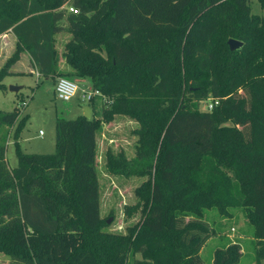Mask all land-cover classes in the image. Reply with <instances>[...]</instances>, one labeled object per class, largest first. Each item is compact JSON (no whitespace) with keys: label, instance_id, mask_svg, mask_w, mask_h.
<instances>
[{"label":"trees","instance_id":"trees-1","mask_svg":"<svg viewBox=\"0 0 264 264\" xmlns=\"http://www.w3.org/2000/svg\"><path fill=\"white\" fill-rule=\"evenodd\" d=\"M256 1L261 14L249 0H0V35L15 38L0 89L25 52L40 76L85 78L105 96L88 103L89 118L55 119L51 154L21 152L25 117L0 111V128L16 126L17 159L9 169L0 132L3 264H204L200 250L218 234L205 212L230 217L232 208L252 227L253 264H264V0ZM228 38L241 46L230 51ZM207 99L217 104L199 110ZM115 116L136 124L134 155L107 148L104 168L143 178L123 205L139 217L122 233L103 229L95 168L96 133ZM240 255L227 241L205 264Z\"/></svg>","mask_w":264,"mask_h":264},{"label":"rangeland","instance_id":"rangeland-1","mask_svg":"<svg viewBox=\"0 0 264 264\" xmlns=\"http://www.w3.org/2000/svg\"><path fill=\"white\" fill-rule=\"evenodd\" d=\"M65 6L67 9L69 4ZM249 7L251 13L261 14L263 12L256 0H249ZM63 38L64 35L60 34L57 43L59 44ZM14 46V38L11 35L0 36V67L11 55ZM17 60L19 63L15 69L21 71L7 75L1 81L5 88L0 89V111L7 112L15 108L18 111V119L25 117L15 139L21 152L51 154L54 152L55 119H74L82 114V107L85 102L79 99V95L81 89L90 86V82L86 80L78 84L75 95L69 101L64 102L54 95L55 79L42 77L31 67H20V64H26L28 61L25 52H20ZM9 85L21 88L16 91H9ZM198 109H204L202 102L199 103ZM135 126L136 124L129 118L115 116L110 123L103 124L95 136L99 213L101 217L110 219V222L103 229L111 232L122 233L126 226L138 219V212L133 213L130 217L125 216L123 205L134 203L133 189L143 178L109 174L104 168V152L107 148L113 153L122 151L127 159L131 158L134 155L135 136L132 129ZM15 127L13 125L9 128L4 126L0 128L1 133L8 131L5 161L9 169L15 167L17 160L13 139ZM230 211V217H221L214 209L205 212L206 221L218 231V234L210 238L200 250V257L204 264L210 259L211 251L224 245L227 241L236 242L240 247L241 255L235 264H253L252 227L245 220L242 209L232 208ZM6 262H8V257L0 253V264Z\"/></svg>","mask_w":264,"mask_h":264},{"label":"built area","instance_id":"built-area-1","mask_svg":"<svg viewBox=\"0 0 264 264\" xmlns=\"http://www.w3.org/2000/svg\"><path fill=\"white\" fill-rule=\"evenodd\" d=\"M67 9L68 11L75 12V10L70 6ZM76 90L77 84L73 79L64 76L56 77L53 85V91L57 99L67 102L75 95ZM94 97H100L101 101H105V96H103L99 90L93 89L91 86L86 89H81L79 98L85 102V105H88ZM202 104L204 106L203 110H210L213 105L217 104V101L207 99L203 101Z\"/></svg>","mask_w":264,"mask_h":264},{"label":"water","instance_id":"water-1","mask_svg":"<svg viewBox=\"0 0 264 264\" xmlns=\"http://www.w3.org/2000/svg\"><path fill=\"white\" fill-rule=\"evenodd\" d=\"M226 44L228 46V49L230 51L234 50V49H237L238 47L241 46L242 42L236 40V39H233V38H228L226 40ZM20 87L19 86H13V85H9L8 86V90L9 91H16L18 90ZM82 116H84L85 118H89L90 117V109L88 107V105H84L82 107ZM110 222V219H106V223H109Z\"/></svg>","mask_w":264,"mask_h":264},{"label":"crops","instance_id":"crops-1","mask_svg":"<svg viewBox=\"0 0 264 264\" xmlns=\"http://www.w3.org/2000/svg\"><path fill=\"white\" fill-rule=\"evenodd\" d=\"M10 32H6V33H3V34H1L0 36H6V35H11L12 36V38H14L13 37V35L10 33ZM14 42H15V38H14ZM25 55L28 57V55L25 53ZM18 63H19V61L17 60L15 63H13L12 65H11V67H10V69H9V71L11 72V73H19L21 70H17V69H15V66L16 65H18ZM21 66H23L24 68H28V67H31V68H33L34 70H35V68L33 67V65H32V63L30 62V60H29V57H28V61H27V63L25 64H20V67ZM60 66H61V62H60ZM36 71V70H35ZM54 79H56V77L54 78ZM72 79L75 81V83L78 85V84H81V83H83L84 81H86V80H88V79H85V78H78V77H72ZM21 88V87H20ZM19 88V89H20ZM80 99V98H79ZM89 107V106H88ZM89 109H90V107H89ZM209 240V239H208ZM207 240V241H208ZM201 254V253H200Z\"/></svg>","mask_w":264,"mask_h":264}]
</instances>
